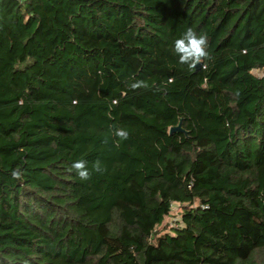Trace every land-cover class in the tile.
I'll return each mask as SVG.
<instances>
[{"label": "trees", "instance_id": "trees-1", "mask_svg": "<svg viewBox=\"0 0 264 264\" xmlns=\"http://www.w3.org/2000/svg\"><path fill=\"white\" fill-rule=\"evenodd\" d=\"M0 264H264V0H0Z\"/></svg>", "mask_w": 264, "mask_h": 264}, {"label": "clouds", "instance_id": "clouds-1", "mask_svg": "<svg viewBox=\"0 0 264 264\" xmlns=\"http://www.w3.org/2000/svg\"><path fill=\"white\" fill-rule=\"evenodd\" d=\"M208 37L207 34H197L193 29L188 28L184 34L174 41L173 51L179 58V63L187 65L190 70H194L197 65L209 57L207 51ZM147 87L143 81H136L132 83V89H140ZM113 134L120 140L128 139V132L123 128H117L114 126ZM92 169L96 172H101V162L95 161L92 165ZM70 170H75L77 176L82 181H87L91 178V173L88 168V162L86 160H77L73 162ZM19 174L13 172V176L17 177Z\"/></svg>", "mask_w": 264, "mask_h": 264}, {"label": "rangeland", "instance_id": "rangeland-1", "mask_svg": "<svg viewBox=\"0 0 264 264\" xmlns=\"http://www.w3.org/2000/svg\"><path fill=\"white\" fill-rule=\"evenodd\" d=\"M253 72L258 75L262 74V71L260 70H254ZM181 210H182V205L173 203L170 213L168 214V216L164 218L162 224L158 227V230L161 231L165 228L167 229L170 228L171 226H175L176 224H178L180 220Z\"/></svg>", "mask_w": 264, "mask_h": 264}, {"label": "water", "instance_id": "water-1", "mask_svg": "<svg viewBox=\"0 0 264 264\" xmlns=\"http://www.w3.org/2000/svg\"><path fill=\"white\" fill-rule=\"evenodd\" d=\"M169 132L171 133V132H185V131L181 128L179 121L175 126L170 127Z\"/></svg>", "mask_w": 264, "mask_h": 264}]
</instances>
